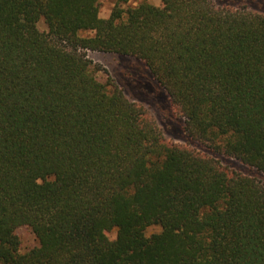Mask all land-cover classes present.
Masks as SVG:
<instances>
[{"label":"trees","instance_id":"16d2710c","mask_svg":"<svg viewBox=\"0 0 264 264\" xmlns=\"http://www.w3.org/2000/svg\"><path fill=\"white\" fill-rule=\"evenodd\" d=\"M128 1L0 0V264H264V11ZM87 50L140 60L185 142Z\"/></svg>","mask_w":264,"mask_h":264},{"label":"rangeland","instance_id":"374dc122","mask_svg":"<svg viewBox=\"0 0 264 264\" xmlns=\"http://www.w3.org/2000/svg\"><path fill=\"white\" fill-rule=\"evenodd\" d=\"M142 0H129L124 4L133 6ZM154 5H160L161 0H147ZM223 2L224 0H218ZM230 4H243L248 5L254 10L264 11V0H225ZM243 2V3H242ZM115 4V0H98L99 16L106 18ZM40 30H46L47 26L43 19L37 22ZM86 35L87 32H82ZM86 55L92 62L98 65L99 69L97 75L100 79L105 80L107 76L116 79L117 83L123 88L125 93L134 100L141 101L144 106L152 112L157 123L163 130L164 136L168 140L174 142H185L186 137L181 129V121L175 118L172 114L167 95L165 91L159 87L152 75L149 73L146 66L138 59L130 56L118 55L114 53H103L99 51H86ZM197 145V144H195ZM199 146V145H197ZM222 163H228L235 169L243 171L244 173L254 174V170L244 166L233 159L222 157ZM159 231V227L148 226L145 234L149 235L153 232ZM21 240V249L26 250L35 243L34 235L25 227L18 230ZM110 238L115 236V231L110 230L107 232Z\"/></svg>","mask_w":264,"mask_h":264}]
</instances>
